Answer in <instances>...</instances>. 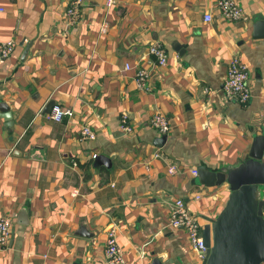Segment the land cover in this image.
Instances as JSON below:
<instances>
[{"label": "crops", "instance_id": "crops-1", "mask_svg": "<svg viewBox=\"0 0 264 264\" xmlns=\"http://www.w3.org/2000/svg\"><path fill=\"white\" fill-rule=\"evenodd\" d=\"M237 1L246 19L225 20L217 0H85L72 23L70 0H0V41L17 42L0 62V103L13 121L0 111V215L13 220L0 264H109L111 227L123 264H199L185 231L168 225L172 202L211 224L229 185L205 186L192 171L235 168L264 135V38L253 36L264 0ZM235 54L249 67L245 104L223 93ZM51 100L74 117L52 120ZM155 113L170 121L163 141ZM84 124L95 140L81 139Z\"/></svg>", "mask_w": 264, "mask_h": 264}, {"label": "water", "instance_id": "water-1", "mask_svg": "<svg viewBox=\"0 0 264 264\" xmlns=\"http://www.w3.org/2000/svg\"><path fill=\"white\" fill-rule=\"evenodd\" d=\"M253 36L264 38V20L254 23ZM55 104L49 101L44 112H50ZM0 111L11 125L12 113L5 102L0 103ZM197 172L199 182L205 186L227 183L231 191L217 218L204 225L203 236L209 249L202 264H263L264 200L259 197V189L264 185V135L254 136L249 158L237 167L214 171L202 166Z\"/></svg>", "mask_w": 264, "mask_h": 264}, {"label": "built area", "instance_id": "built-area-1", "mask_svg": "<svg viewBox=\"0 0 264 264\" xmlns=\"http://www.w3.org/2000/svg\"><path fill=\"white\" fill-rule=\"evenodd\" d=\"M85 0H70L67 8V15L70 17L72 23L76 22L78 13ZM116 0H105L107 7H111L115 4ZM217 7L219 8L222 17L225 20H239L246 19L242 7L237 0H217ZM210 13L205 14V20H212ZM108 28L107 21L101 24L100 30L106 32ZM27 41V39H24ZM17 42L14 39L6 41H0V62H5L10 58L16 50ZM151 52L157 57L158 64H165L167 61V54L164 48L160 44H154L150 47ZM131 65L126 63L125 69H130ZM149 77V71L146 69H140L136 73V81L140 87H146ZM249 67L244 62L239 54H235L228 65L227 76L223 83V93L226 98L234 99L239 103H248L251 98V88L249 84ZM49 117L57 122L63 121L65 118L72 119L74 117V111L70 108H64L59 104H55ZM151 125L159 131L161 135L167 134L170 130V121L168 117L162 113H155L151 118ZM122 127L125 131L130 132L132 127L128 124L125 118ZM80 137L83 140H95L97 133L89 124H84L80 130ZM94 157L97 154H93ZM160 153H155V157H159ZM169 172L174 173L177 171L176 165L172 164L168 167ZM194 175H198L196 169L192 171ZM78 191L75 190L73 194ZM198 198V196H196ZM169 227L172 229L182 228L187 236L190 245L197 251L198 263L207 258L208 247L205 244L203 236V228L198 215H196L190 207L186 204L184 199L176 198L171 204L169 214ZM13 226V220L6 215H0V251L4 250L8 244V240ZM105 253L109 264H123L124 256L122 247L118 243L117 230L115 227H111L107 232V240L105 244Z\"/></svg>", "mask_w": 264, "mask_h": 264}]
</instances>
